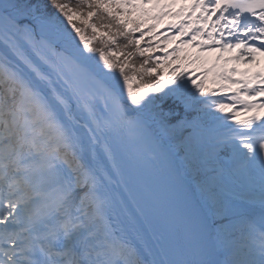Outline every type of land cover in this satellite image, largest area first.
I'll return each mask as SVG.
<instances>
[{"label": "snow or ice", "instance_id": "obj_1", "mask_svg": "<svg viewBox=\"0 0 264 264\" xmlns=\"http://www.w3.org/2000/svg\"><path fill=\"white\" fill-rule=\"evenodd\" d=\"M154 2L0 0V264H264V76L143 47ZM195 7L264 52V0Z\"/></svg>", "mask_w": 264, "mask_h": 264}, {"label": "rangeland", "instance_id": "obj_2", "mask_svg": "<svg viewBox=\"0 0 264 264\" xmlns=\"http://www.w3.org/2000/svg\"><path fill=\"white\" fill-rule=\"evenodd\" d=\"M190 2L191 1H188V0H181L179 3H177L176 0H159L158 3L154 2V5H155L154 9H155L156 13L153 14V17L159 15L161 12L167 13L165 15H161L159 19H154V20H161V21L165 20L166 21L165 24H167L170 20H172V18H173L172 13L173 12H177L176 10H180L186 5L190 6L191 5ZM188 12H189V7H188L186 13H184V15L182 17H180L175 23L170 24V25L167 24L168 26H166V28H168V32L170 33V35H172L175 38V41H177V40L186 41V43L181 45V47L184 48L183 51L189 46L188 41L190 39V35H189L188 28L185 27V31L188 33L187 35H180L176 31L175 27H170V26H177V25L181 24V22H183L185 17L187 16ZM149 15L152 17L151 12L149 13ZM151 23L149 25H151ZM146 25H148V24H146ZM157 25H159V22L156 23V21H155L153 26L156 27ZM148 29H149V26L142 27L140 29V31H146L147 32L146 36L144 37V41H141V43L143 44V46H147L148 44H151L155 48V53H161L162 52V50L160 49L161 46L156 45L157 41L155 39H153V37H154L153 32H152V30L147 31ZM167 40L172 41L173 39L167 38ZM197 40H198V36H196L195 41L192 42V48L195 51V53L196 54L197 53L198 54L203 53L206 55H212L213 56V65L211 66L212 75H216L217 73H225V74L231 75L234 80L251 78L254 76L255 73H260L262 76H264V58L263 57H261L259 55L258 56L254 55V58L251 60V62L246 63L245 61L248 59L247 55L241 54L240 52L236 51V48L220 49L219 47H216V48H203V49H201L200 47L197 46V45L201 44V43H196ZM145 42H147V43H145ZM190 45H191V43H190ZM155 53H153V54H155ZM213 53H215V54L213 55ZM237 56H240V59H237L236 58ZM257 60H258V63L255 64V62ZM198 64H200V61H198ZM261 64L263 65V67L261 68V70H258V67ZM185 67L188 69L191 68L192 70L195 68L191 63L187 64ZM233 68L237 69V71L235 73L231 72V70ZM247 70H248V72H247ZM253 98L257 99L258 97H253ZM262 110H264V109H262ZM251 114H253V113H248V115H251ZM261 115H264V111L262 112Z\"/></svg>", "mask_w": 264, "mask_h": 264}, {"label": "bare ground", "instance_id": "obj_3", "mask_svg": "<svg viewBox=\"0 0 264 264\" xmlns=\"http://www.w3.org/2000/svg\"><path fill=\"white\" fill-rule=\"evenodd\" d=\"M202 11H203V9H201L200 7L193 8V5H192L189 14L184 19L183 22H186L185 27H187L189 30H191V32L193 29H196V28L204 29L205 32L211 30L212 21L215 19V13L212 16L208 17L207 20H205L203 18L198 19V17H201ZM205 15H207V14L205 13ZM216 39H219V37L217 36ZM197 42H200L201 44L210 45L211 47H217V46L213 45V41L209 40L208 37L204 36V35H199ZM206 48H210V47H206ZM237 49L242 54L244 53V50L242 48H237ZM254 55H256V56L259 55V56L264 58V52H257ZM257 63H258V60L255 62V64H257ZM262 67H263V65L261 64L258 67V70L261 69ZM261 99H264V97H261ZM262 112L263 111H261V113ZM240 118H243V116Z\"/></svg>", "mask_w": 264, "mask_h": 264}, {"label": "trees", "instance_id": "obj_4", "mask_svg": "<svg viewBox=\"0 0 264 264\" xmlns=\"http://www.w3.org/2000/svg\"><path fill=\"white\" fill-rule=\"evenodd\" d=\"M68 2H70V3H74L75 0H68ZM144 7H146V5H144ZM131 19H133V20H142V21H143V23H142L141 26H140V29H141L142 27H146V26H149V27L152 28V29L154 28L152 24L149 25V24L151 23V20H153V19L151 18L150 15H148V16H142L139 12H134V13H132ZM94 22H95V23H100L99 20H95ZM146 24H148V25H146ZM81 26H82V25H81ZM82 27H83V26H82ZM129 27H132V25L129 24ZM86 35H88V36H91V35H92V33H91V29H86ZM137 35H138V34H137ZM141 45L143 46L142 43H141ZM97 46H98V45H97ZM143 47L147 48V46H143ZM178 56L180 57V55H178ZM181 63H182V62H181ZM177 64H179V61L174 60V61H173V66L175 67Z\"/></svg>", "mask_w": 264, "mask_h": 264}]
</instances>
